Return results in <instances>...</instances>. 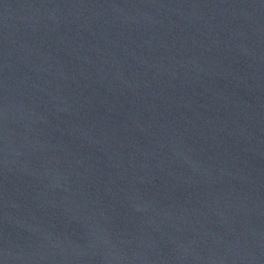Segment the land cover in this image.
Here are the masks:
<instances>
[{
	"label": "water",
	"instance_id": "obj_1",
	"mask_svg": "<svg viewBox=\"0 0 264 264\" xmlns=\"http://www.w3.org/2000/svg\"><path fill=\"white\" fill-rule=\"evenodd\" d=\"M0 264H264V0H0Z\"/></svg>",
	"mask_w": 264,
	"mask_h": 264
}]
</instances>
